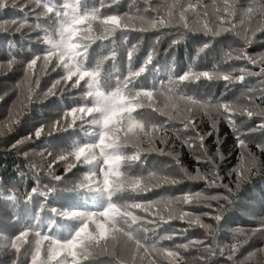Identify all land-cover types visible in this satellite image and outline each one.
<instances>
[{
    "label": "snow or ice",
    "instance_id": "obj_1",
    "mask_svg": "<svg viewBox=\"0 0 264 264\" xmlns=\"http://www.w3.org/2000/svg\"><path fill=\"white\" fill-rule=\"evenodd\" d=\"M119 4L120 0H99L98 5L90 4L89 0H0V10L12 7L22 13L29 12L35 17L37 22L31 26L42 29L44 35L40 39L45 46L42 52L35 53L33 58L25 63L24 76L16 85V88L20 89V94L5 121L0 122V136L14 132L22 119L29 114L30 106L39 98L38 72L47 74L48 71L55 72L61 69L63 75L52 82L43 93L44 98L55 96L58 89L61 91L81 89L79 102L58 119L39 124L33 132L10 145V148L18 150L22 145L40 140L45 135L52 138L60 133L71 132L79 137L71 143L70 151L59 155L48 168L51 174L55 163L65 162L64 176H52L53 180L59 182L78 166L86 167L87 172L71 191L86 189L89 194L88 200L92 202L89 206L87 203L69 201L63 208L52 207L49 210L51 213L49 219L42 215L45 212V206L42 204L34 213L29 212V219L32 222H25L14 235L8 237L0 233V252L14 254L11 264H137L138 261L145 259L157 264L152 252H159L161 249L156 248L155 241L173 240L179 233L156 235L150 246L147 238L142 240L137 235L138 230L142 229L145 233L155 232L161 225L176 219L186 221L190 226L196 224L202 228L210 226L203 224L199 216L192 218V213L188 211L177 214L175 208L171 207L173 204L198 203L200 193H184L175 197L137 201L136 195L152 192L167 185L175 186L182 181L173 176H161L155 171L149 172L147 176L133 175L131 173L133 166L145 163L147 154L156 152L161 156H171L176 165L182 168L178 154L174 155L163 148L157 149L152 146L156 139L166 144L169 121L182 117L184 131L191 130L195 133L194 137L187 139L180 137L183 144L192 149L194 154L197 147L204 151L205 159L196 154L198 165L202 162L211 163L213 169H218L213 158L207 156L205 135L197 130L193 117L194 109L215 111L223 115L233 127L236 115L246 116L249 120L254 116L264 118V109L256 110L258 106L255 105L252 95L245 97L248 102L245 105L223 101L213 104L210 100H201L180 91L182 85L196 83L201 79L223 80L227 87L232 83H243L247 76L264 78V54L254 57L246 51V48L254 43L256 33L264 32V0H251L247 8L240 7V0H212L211 12L205 0L171 2L164 0L163 13L160 7H153L152 0H145L147 7L143 13L139 10L121 13L115 10ZM38 8L42 11H37ZM104 9L112 11L104 14ZM148 13L155 15L149 17ZM238 15L241 17L239 25H248L242 31L236 22ZM41 20L44 23H41ZM2 24L3 32L13 35L30 26L27 16L11 18ZM172 27L200 31L205 36L213 38L227 32H236L242 36L245 50L239 53L230 50L226 53L225 63L244 60L254 67H259V71L254 72L246 66L232 68L229 72H219L216 69L196 71L190 67L182 74L170 77L167 84L161 82L157 87L156 80L153 79L151 87H148L141 78L150 71L159 72L158 66L151 67L154 50L148 53L137 68L133 66L136 45L127 52L126 73L119 70L116 64L119 55L117 33ZM97 41L100 42L101 52L93 61L91 49ZM177 42L174 40L173 44ZM210 45L211 41L205 43L197 55L205 52ZM15 63L17 58L12 55L6 65L9 71ZM3 67L4 65L0 64V68ZM237 71L239 75H233ZM33 82L35 87L32 86ZM261 83L264 84V80ZM159 96L166 98L165 109H172L176 115L161 109L158 103ZM258 98L264 100V94ZM180 102L184 105L183 109ZM149 109L153 113L168 115V121L160 123L146 118L144 113ZM260 130H264V119L255 129H250ZM236 140L238 147L246 150L247 142L240 134H237ZM144 141L149 144L148 149L141 148ZM257 147L264 152V144ZM128 149L132 151L129 152ZM217 151L219 152V148ZM24 155L27 157L28 153L25 152ZM240 160L241 163L232 169L238 181L259 170L258 161L251 153L242 151ZM210 175L211 179L197 168L196 175H189L187 178L203 180L207 187L222 186L228 194L232 193V189L223 184V178L218 170L212 171ZM54 190L49 188L47 192L51 193ZM39 192V186L33 187L24 202L30 203ZM123 194H129V200L119 202L115 199ZM229 198V195L223 194L207 197L209 200ZM11 199L15 200V196L13 195ZM207 206L211 207V204ZM205 215L211 216V213ZM213 219L219 225L222 216L216 214ZM58 221L64 223L60 224ZM257 232L264 233V221L251 235L255 236ZM242 246L239 241L231 246L213 247L204 240H191L178 245L177 249L183 248L186 252L191 247L202 248L203 252L208 254L200 257L205 264L211 257L216 256L217 252L225 259L226 264H237ZM125 250L127 257L124 255ZM162 251L166 258L170 259V264H182L183 257L180 251L167 248ZM248 257L264 261V246L256 249L254 253H249Z\"/></svg>",
    "mask_w": 264,
    "mask_h": 264
},
{
    "label": "trees",
    "instance_id": "obj_2",
    "mask_svg": "<svg viewBox=\"0 0 264 264\" xmlns=\"http://www.w3.org/2000/svg\"><path fill=\"white\" fill-rule=\"evenodd\" d=\"M250 2L251 0H240V7L247 8ZM89 3L98 5L99 0H89ZM205 3L209 5L211 12L212 0H205ZM152 4L153 7H160L162 13L165 11L164 0H152ZM146 7L145 0H120L118 8L115 10L121 13L139 10L143 13ZM37 11H42V9L38 8ZM110 11L112 10L104 9V14H109ZM154 15L155 13H148L149 17ZM25 16L28 17L30 26L25 27L15 35L3 32V21L17 17L24 18ZM240 19L241 17L238 15L236 22L239 30L242 31L248 25H239ZM36 22L35 17L29 12L22 13L19 9L12 7L0 10V64L4 65L3 68H0V98H2L0 99V122L5 121L14 102H17L20 89H17L16 85L24 76L25 63L33 58L35 53L42 52L45 47L40 39L44 35L42 29H35L31 26ZM40 22L44 23L43 20ZM157 37H159L158 42ZM174 40L178 42L173 44ZM116 41L119 53L116 64L119 70L125 73L128 67L127 52L133 45L137 46L133 57V66L137 68L143 63L148 53L154 50V60L151 67L158 66L159 72L150 71L141 78L148 87H151L153 79L156 80L157 87L161 82L167 84L170 77L178 76L190 67L196 71H213L216 69L219 72H229L232 68L238 69L241 66H246L254 72L259 71V67H254L244 60H232L227 64L225 63L226 53L230 50H236V53L245 50L244 40L236 32H227L213 38L205 36L200 31H188L183 28L172 27L158 30L149 29L143 32L125 31L122 34L117 33ZM210 41V47L197 55L198 50ZM91 51L94 61L96 55L101 52L99 41L92 46ZM246 51L254 57L264 54V32L256 33L254 43L247 47ZM12 55L16 56L17 63L9 71L6 65ZM39 67L40 62H38V69ZM38 75H40L39 98L30 106L29 114L22 119L14 132L0 136V233L8 237L20 230L25 222L31 223L29 212L34 213L42 204L45 206V212L42 215L49 219L51 218L49 210L52 207L63 208L67 206L69 201H79L87 203L89 206L92 203L88 200L89 194L86 189L71 191L73 186L87 172L86 167L78 166L59 182L53 180L52 176H64L65 162L55 163L51 174L48 168V165L53 164L59 155L70 151L71 143L79 137L74 136L71 132L60 133L52 138L45 135L40 140L22 145L18 150L10 148V145L33 132L36 126L58 119L66 110L79 102L81 89L70 91L58 89L55 96L48 99L44 98L43 93L51 86L52 82L63 75L61 69H57L55 72L48 71L47 74H43L41 71L38 72ZM233 75H239V72L237 71ZM262 80H264L262 77L247 76L243 83H232L226 87V82L223 80L201 79L196 83L182 85L180 91L194 95L201 100H210L213 104L223 101L245 105L248 103L245 97L252 95L255 105L258 106L256 110H259L264 109V100L258 98L264 94ZM32 86L35 87L34 82ZM24 95H27L26 88ZM158 103L162 110L176 115L172 109H165L166 98L164 96L158 97ZM180 107L182 109L184 107L182 102H180ZM144 115L154 122L168 121V115L153 113L150 109L146 110ZM193 117L197 130L205 135L204 143L207 156L213 158L218 169H213L211 163L197 164L196 154L205 159L204 151L197 147L196 154H194L192 149L183 144L180 137L187 139L194 137L195 133L191 130L185 132L181 123L182 117L177 118L168 123L167 143H161L159 139H156L152 146L157 149L163 148L174 155L178 154L183 167L177 166L171 156H161L156 152H151L147 154L145 163L133 166L131 173L147 176L149 172L155 171L161 176H173L182 182L175 186L167 185L156 188L152 192L141 193L136 195L135 199L147 201L157 200L160 197H175L184 193H200L201 198L198 203L173 204L171 207L175 208L177 214L181 211H188L192 213V218L199 216L201 222L210 227L202 228L198 224L190 226L188 222L176 219L161 225L155 232L145 233L142 229L138 230L137 235L142 240L147 238V242L151 246L156 235L165 236L173 232L179 233L173 240L155 241L156 248L161 249L159 252H152L157 264H170V259L166 258L162 251L166 248L180 251L183 257L182 264H205V261H201L200 257L208 254L204 253L202 248L191 247L186 252L183 248L177 249L178 245L191 240H204L205 243L213 247L218 245L231 246L239 241L243 246L238 253L237 264H264V261H257L248 257L249 253H254L256 249L264 246V233L257 232L255 236L251 235L252 231L264 221V152H261L257 147L259 144H264V130L250 131V129H255L264 118L254 116L249 120L246 116L236 115L234 117L235 127H233L229 125L223 115L215 111L194 109ZM208 133L212 134L207 135ZM237 134L246 140V150L238 147ZM196 143L198 146V141ZM149 147L147 141L141 144L143 149ZM218 148L219 152L217 151ZM127 151L131 152L132 149ZM242 151L251 153L256 157L259 170L238 181L232 169L241 163ZM25 152L28 153L27 157L24 155ZM48 153L51 155L49 156ZM221 155L223 159H221ZM197 168L202 174L209 175L210 179L212 178L210 173L218 170L219 175L223 178V184L228 185L232 189V193L228 194L222 186L207 187L203 180L188 179L189 175H196ZM37 186H39L40 192L33 197L30 203L26 204L24 202L26 195L33 187ZM49 188L55 190L48 193L47 189ZM218 194L229 195L230 198L229 200L207 199V197ZM13 195L15 200L11 199ZM115 199L119 202H125L129 200V194H123ZM209 204L211 207L207 206ZM205 213H211V216L205 215ZM140 214L144 215V213ZM216 214L222 216L219 225L213 219ZM166 215L167 213H165ZM58 223L63 224L64 221H58ZM63 234L62 231L61 236ZM13 255L10 252H0V264H11ZM124 255L127 257L126 250ZM137 264H152V261L145 259L138 261ZM206 264H226V261L217 252V255L211 257Z\"/></svg>",
    "mask_w": 264,
    "mask_h": 264
}]
</instances>
